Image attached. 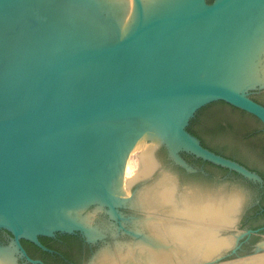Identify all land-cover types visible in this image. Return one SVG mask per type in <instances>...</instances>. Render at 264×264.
<instances>
[{"label": "water", "instance_id": "obj_1", "mask_svg": "<svg viewBox=\"0 0 264 264\" xmlns=\"http://www.w3.org/2000/svg\"><path fill=\"white\" fill-rule=\"evenodd\" d=\"M262 92L264 0H0V264H45L22 240L58 232L96 247L86 264L263 253L264 232L239 252L263 177L189 130L230 104L256 139L213 144L264 174Z\"/></svg>", "mask_w": 264, "mask_h": 264}, {"label": "trees", "instance_id": "obj_2", "mask_svg": "<svg viewBox=\"0 0 264 264\" xmlns=\"http://www.w3.org/2000/svg\"><path fill=\"white\" fill-rule=\"evenodd\" d=\"M264 95V92H262L260 94V96ZM255 99L258 100L259 102L264 104V98H257L255 96ZM230 105L224 101H215L212 102L206 106H204L203 108H201L197 115L191 120L190 126H189V130L195 134L196 136H198L203 145H205L206 147L212 149L213 151L222 154L224 156L230 157L232 159H235L237 161H239L240 163L248 166L250 168V166L244 162L243 160H241L238 157H235L234 155H231L227 152V150L225 148L220 147L217 144H213L214 141H216L219 137L220 134L224 131L230 130L235 132L236 134L240 133L241 131H246L248 132L249 135V139L251 140H255L256 138V133L253 132L251 133L249 131V124L247 122H245V120L242 119H238L235 118L230 111L227 109V106ZM231 106V105H230ZM234 107V106H232ZM235 109L239 110L241 113L250 116L254 119H257L262 125L263 123L254 115L234 107ZM263 131H264V125H263ZM228 146V145H226ZM225 147V146H224ZM187 157H194L192 155L186 154ZM199 162H205L206 164H211L213 166L216 167H220L226 171H228L227 168L221 167L219 165L213 164L209 161H204L201 158H198ZM236 173V172H235ZM264 176V175H263ZM260 208H264V204H261V207H257L256 211H259ZM264 224V222L261 223H251L249 226L253 229L262 226Z\"/></svg>", "mask_w": 264, "mask_h": 264}, {"label": "flooded vegetation", "instance_id": "obj_3", "mask_svg": "<svg viewBox=\"0 0 264 264\" xmlns=\"http://www.w3.org/2000/svg\"><path fill=\"white\" fill-rule=\"evenodd\" d=\"M185 158L192 163V160H197L196 157H187L185 154ZM199 162V161H198ZM204 163L205 162H199ZM250 166V165H249ZM248 167V166H247ZM249 168V167H248ZM251 170L258 172L264 179V174H261L260 171L252 168ZM261 207V205H259ZM257 206V207H259ZM257 213H264V208H260ZM259 226L255 229L263 227ZM248 228H251L250 226ZM253 229V228H252ZM264 232V229L259 233H252L251 236L246 237L241 242V248L239 252H242L245 248L253 247V236L255 234H260ZM12 238V235L8 231L0 230V240L8 242ZM41 242L47 246L50 250H45L39 245L27 241L22 240V243L31 257L35 259H40L44 261L45 264H86L89 260L90 256L95 251L96 247L87 242L80 234H67V233H56L55 236H40ZM24 261V259H23ZM27 264H32L30 262H25Z\"/></svg>", "mask_w": 264, "mask_h": 264}, {"label": "bare ground", "instance_id": "obj_4", "mask_svg": "<svg viewBox=\"0 0 264 264\" xmlns=\"http://www.w3.org/2000/svg\"><path fill=\"white\" fill-rule=\"evenodd\" d=\"M236 263V262H235ZM236 264H264V256L262 255H258V256H255L254 258L252 259H246V260H242L241 262H238Z\"/></svg>", "mask_w": 264, "mask_h": 264}, {"label": "rangeland", "instance_id": "obj_5", "mask_svg": "<svg viewBox=\"0 0 264 264\" xmlns=\"http://www.w3.org/2000/svg\"><path fill=\"white\" fill-rule=\"evenodd\" d=\"M259 256L260 255H262V256H264V252L263 253H261V254H258ZM258 255H256V256H258ZM255 256H253V257H251L250 259H252V258H254ZM248 260L249 258H244V259H234V260H236L235 262L236 263H238V262H241L242 260ZM235 262H231L230 264H236ZM222 262H219V263H209V264H221Z\"/></svg>", "mask_w": 264, "mask_h": 264}]
</instances>
